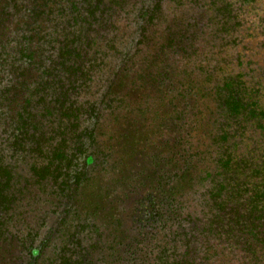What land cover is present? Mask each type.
Returning a JSON list of instances; mask_svg holds the SVG:
<instances>
[{"label":"rangeland","instance_id":"rangeland-1","mask_svg":"<svg viewBox=\"0 0 264 264\" xmlns=\"http://www.w3.org/2000/svg\"><path fill=\"white\" fill-rule=\"evenodd\" d=\"M221 6L0 0V264H116L121 241L157 231L151 177L173 168L178 148L167 142L178 133L171 107L185 87L198 90L189 102L199 106L182 135L200 146L203 172L183 197L194 220L184 264L256 263L242 260L245 237L228 230L234 221L212 222L219 207L210 197L208 165L216 147L207 123L215 117L210 92L244 49L255 56L242 70L258 68L264 36L254 26L225 24ZM239 138L236 148L258 160V130ZM61 145L64 154L52 151ZM85 174L94 179L83 183ZM242 204L245 211L251 206ZM159 244L146 243L156 249L154 263L164 264Z\"/></svg>","mask_w":264,"mask_h":264},{"label":"trees","instance_id":"trees-1","mask_svg":"<svg viewBox=\"0 0 264 264\" xmlns=\"http://www.w3.org/2000/svg\"><path fill=\"white\" fill-rule=\"evenodd\" d=\"M219 2L223 3L219 9L225 12V14L221 12L225 24L234 22V25L242 23L244 26H254V31L261 37L264 36V0H219ZM258 2L261 7L256 5ZM261 47L264 51V40ZM244 50L247 54L248 50ZM245 54L243 56L240 54L237 59L238 70L234 67L228 74H225L223 79L218 82L216 91L210 92L209 95L212 100L211 102L209 100L208 103L213 105L211 110L215 117L207 123L210 126L207 129L209 136L207 138L212 139L215 143L214 147H216L211 152V164L208 165L209 168L214 167L212 170L214 172L211 174V182L214 187H212L210 197L213 203H217L219 207L214 209L213 218L216 220H212V222H217L221 218L234 221L235 223L230 224L228 230L245 237L243 238L245 246L242 250L244 252L242 260L250 257L251 260L256 261L255 264H261V262L264 263V54L256 59L255 63L258 68L251 70L252 74L255 73L254 75L242 70V67L245 65L249 68L255 54L251 56ZM243 58H245V62ZM179 91L177 105L171 107V119L172 122H175V131H177L178 137L174 144L170 140L167 142V146L173 145L174 148H178L174 160L171 158L175 161L171 165L174 169H164L161 175H153L151 181L154 186L148 194L152 210L157 215L152 221L159 223V229L155 232L138 234L127 244L121 241L125 248H119L118 241L115 257L112 253L113 263L155 264L156 249L154 250L146 243L153 241L157 243L158 240H160L161 248L159 259L162 263L184 264L187 257L188 253L184 248V242H189L191 238L188 236L189 231L187 234L185 232L194 220L188 216L183 197L185 190L195 184L196 178L203 172L199 166L203 157L199 150L200 146L182 135L188 133L192 126L190 115L191 112L193 113L192 109L198 107L199 104L194 106L189 101L197 99L198 90L185 87ZM180 103L181 105L178 107ZM222 112L225 113L224 116L228 120L218 119V113ZM201 115L206 118L207 114L202 111ZM209 115L212 116L211 113ZM250 127H253L256 132L258 130L260 139H262L260 144H262L261 150L263 151L256 161H249V154L240 152L236 148L240 143L237 139ZM240 129L243 133L239 136ZM52 151L60 155L64 154L66 149L61 145ZM243 164L245 165L242 166ZM49 167L50 165H44L42 169L50 171ZM210 171L208 170V172ZM92 179L94 178H89L85 174L83 183ZM224 181L228 183L226 184ZM156 193L159 197L154 198L153 195ZM246 200L251 206H247L245 211L242 203ZM243 217L246 220L240 222ZM236 220L240 221L236 222ZM203 224L200 223L201 226H204Z\"/></svg>","mask_w":264,"mask_h":264}]
</instances>
